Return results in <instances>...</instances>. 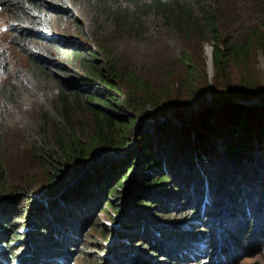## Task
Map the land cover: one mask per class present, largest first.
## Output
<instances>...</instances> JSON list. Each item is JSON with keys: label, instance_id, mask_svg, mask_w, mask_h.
I'll list each match as a JSON object with an SVG mask.
<instances>
[{"label": "trees", "instance_id": "obj_1", "mask_svg": "<svg viewBox=\"0 0 264 264\" xmlns=\"http://www.w3.org/2000/svg\"><path fill=\"white\" fill-rule=\"evenodd\" d=\"M0 8L30 79L52 84L54 96L27 142L41 174L9 172L0 127V264L87 255L100 212L110 222L100 229L105 245L85 264H236L264 250V93L253 61L256 49L264 55L263 16L228 17L220 0H0ZM63 17L83 41L52 33ZM157 30L212 42L205 98L177 106L143 72ZM124 38L138 47L128 57ZM178 59L191 81L193 54L181 48ZM8 93L0 82V96ZM160 213L179 220L161 222Z\"/></svg>", "mask_w": 264, "mask_h": 264}, {"label": "rangeland", "instance_id": "obj_2", "mask_svg": "<svg viewBox=\"0 0 264 264\" xmlns=\"http://www.w3.org/2000/svg\"><path fill=\"white\" fill-rule=\"evenodd\" d=\"M220 2L224 15L228 17L237 13L247 18L261 15L264 20V6L258 0H220ZM10 23V15L0 8V49L5 51L8 62V70L0 71V82L1 85H6L9 92L5 97L0 96V127L3 128L1 135L3 136V146L9 172L19 174L26 169L30 170L27 173L28 175L36 176L41 174L40 169L30 158V146L27 142L28 137L38 131L41 124H44L45 119L41 118L40 112L44 109L51 110L48 104L54 99L53 85L36 83L30 79L28 75L29 63L26 55L17 46L10 43ZM51 24L52 33L55 36L83 41V37L78 34L70 20L64 17L53 18ZM158 31L154 33L159 36V39L151 40L150 43L154 46L146 52L150 53L151 58L153 56L158 60H162H159V64H154L153 59L149 58L146 52H144L145 55L141 53L145 56L144 62H146L144 63L143 72L147 76L158 78L157 85L169 92L167 101L173 104L180 102L177 106L181 107L189 104L188 98L196 97L195 99H197L201 96V99L205 98L207 94L211 93L214 84L213 64L210 72L207 56L211 47L213 52L214 45L212 42H199L194 40V36L185 39L179 35L176 36V34H167L165 30L160 33ZM105 32L107 31L105 30ZM160 37H162V40ZM181 48H186L193 54L195 74L191 81L187 80V68L178 59ZM119 49L121 54H126L127 57L133 54V50L138 51L134 41L129 40V38L120 41ZM52 53L51 51L50 55H53ZM254 53L253 61L258 69L261 90L264 93V55L259 49H256ZM234 73L240 74L239 70ZM151 86L156 92V85L151 82ZM84 118L83 121H85ZM97 218L102 224L98 226L96 223V227L89 230L90 234L87 235L88 238L84 242V250L87 255L79 253L78 249H74L66 255L67 258L64 259L63 264H85L89 255L88 251L103 248L105 242H103L100 229L109 225L110 222L108 216L103 212L97 213ZM158 218L161 222L166 223L179 220L177 214L168 215L163 213ZM250 255L251 252H248L236 264H254L255 262L264 264V250L259 254ZM221 262L227 264V261L222 260Z\"/></svg>", "mask_w": 264, "mask_h": 264}, {"label": "water", "instance_id": "obj_3", "mask_svg": "<svg viewBox=\"0 0 264 264\" xmlns=\"http://www.w3.org/2000/svg\"><path fill=\"white\" fill-rule=\"evenodd\" d=\"M207 56H208V66H209V69L211 72V69H212V47L210 48V51L207 54Z\"/></svg>", "mask_w": 264, "mask_h": 264}, {"label": "bare ground", "instance_id": "obj_4", "mask_svg": "<svg viewBox=\"0 0 264 264\" xmlns=\"http://www.w3.org/2000/svg\"><path fill=\"white\" fill-rule=\"evenodd\" d=\"M209 51H210V49H209Z\"/></svg>", "mask_w": 264, "mask_h": 264}]
</instances>
